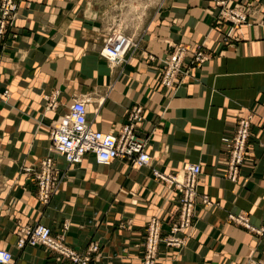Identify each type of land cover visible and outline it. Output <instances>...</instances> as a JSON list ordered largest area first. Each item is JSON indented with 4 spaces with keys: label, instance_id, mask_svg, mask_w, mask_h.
I'll return each mask as SVG.
<instances>
[{
    "label": "crops",
    "instance_id": "obj_1",
    "mask_svg": "<svg viewBox=\"0 0 264 264\" xmlns=\"http://www.w3.org/2000/svg\"><path fill=\"white\" fill-rule=\"evenodd\" d=\"M247 2L248 20L235 26L217 22L214 0H163L132 35L138 47L113 66L101 55L113 27L105 0H19L0 55V248L12 252L11 264H72L43 245L18 247L23 230L37 223L78 251L98 242L94 264H143L150 220L160 217L169 231L178 215V192L153 171L176 173L188 162L202 166L193 227L182 247L160 245L157 264L264 260V237L229 218L242 213L264 227V0ZM178 45L191 53L202 47L209 59L169 89L164 64ZM54 94L59 105L51 109ZM75 99L88 100L89 121L104 132L120 130L140 106L136 129L151 165L100 164L94 153L69 165L51 153V130ZM247 115L253 135L234 182L227 178L230 141ZM49 155L66 174L44 204L24 169Z\"/></svg>",
    "mask_w": 264,
    "mask_h": 264
},
{
    "label": "built area",
    "instance_id": "obj_2",
    "mask_svg": "<svg viewBox=\"0 0 264 264\" xmlns=\"http://www.w3.org/2000/svg\"><path fill=\"white\" fill-rule=\"evenodd\" d=\"M220 7L218 21H233L235 25L246 21L248 11L242 6L233 9L232 0H215ZM20 8L19 0H0V55L7 33L13 26ZM138 47V41L125 33L113 32L105 41L101 55L113 66L127 61V53ZM188 64H186L187 57ZM209 59V55L199 47L192 53L184 46L175 47L164 64L162 84L169 89L179 86L183 78L191 75L192 69L202 66ZM58 95L48 97V106L51 109L59 105ZM142 108L135 106L130 112L128 122L118 131H99L93 129L89 121L88 100L75 99L70 110L60 116L51 130V153L63 157L69 165L81 163L89 153H94L100 164H111L118 158H125L133 167H147L151 165V157L146 151V140L137 132V121L141 119ZM252 115L242 116L237 123L236 132L230 141L229 168L227 178L236 182L240 178V171L245 163L249 142L252 137ZM264 127V118L260 120ZM31 173L38 186V195L41 202L47 204L58 189L65 172L59 170L54 158L49 155L36 167L25 168ZM154 175L170 185L178 192L179 218H171L170 234H163V221L154 216L148 225V234L145 247L144 264H157L160 245L182 247L186 243V234L193 227L195 207L200 197L198 192L202 166L197 163H184L176 173H164L154 169ZM205 206H211L213 201L208 196H202ZM229 218L255 234L264 237V227H254L248 215L230 214ZM43 245L58 253L60 258L69 260L72 264H94V259L100 249L98 242H92L83 251L70 247L64 236L55 235L52 229L37 223L33 227L23 230L18 241L19 248L26 246ZM13 254L7 249L0 248V264H11ZM264 264V261L258 262Z\"/></svg>",
    "mask_w": 264,
    "mask_h": 264
},
{
    "label": "rangeland",
    "instance_id": "obj_3",
    "mask_svg": "<svg viewBox=\"0 0 264 264\" xmlns=\"http://www.w3.org/2000/svg\"><path fill=\"white\" fill-rule=\"evenodd\" d=\"M162 1L163 0H105L107 4H104V6H106V10L108 13L107 15L111 19L112 25H113L112 34L114 31L115 32L117 31V33L118 32L125 33L133 38L132 35H134L135 33L139 31H142L145 25H147L149 19L153 20L155 18V15L158 14L159 9L162 6L161 4ZM232 1H233L232 3L233 9H236L237 6L238 7L242 6L243 10L246 9L249 12L251 3L247 2V0L242 1V2L240 0L236 2L235 0H232ZM247 20H248V16L245 22H247ZM217 22L219 23L225 22V23H230L232 25L234 24L233 21H218L217 20ZM238 25H241V24H238ZM175 47L170 52L168 57L174 53ZM172 218L173 220L178 219L179 214L172 216ZM147 234H148V229H147ZM163 234L165 235L170 234V230L165 231L163 227ZM146 240H147V236H146ZM145 247H146V244H145ZM167 247H170V246H167ZM144 257H145V250H144ZM158 259H159V256H158ZM142 262L144 264V258Z\"/></svg>",
    "mask_w": 264,
    "mask_h": 264
}]
</instances>
